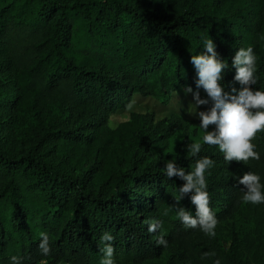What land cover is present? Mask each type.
<instances>
[{"label": "trees", "instance_id": "1", "mask_svg": "<svg viewBox=\"0 0 264 264\" xmlns=\"http://www.w3.org/2000/svg\"><path fill=\"white\" fill-rule=\"evenodd\" d=\"M223 1L0 0V264H12L14 255L21 264H100L105 232L114 236L115 264L158 257L164 247L157 243L158 231L149 232L144 223L150 211L158 212L156 221L169 230L164 239L176 241L196 264L217 259L221 264H264V204H244V185L238 182L252 171L264 183V132L254 140L260 160L228 163L221 154L234 175L207 179L218 220L235 214L242 220L227 249L216 236L185 228L177 217V206L193 215L196 206L191 193L177 204L185 181L168 178L159 162L145 155L148 146L156 148L163 140L149 139V127L135 130L133 139L139 143L127 169L102 181L86 160V172L73 174L45 156L48 142L63 139L96 146L102 159L105 140L118 139L117 129L127 123L110 129L109 114L124 108L135 92L195 88L191 57L205 51V40L213 39L228 62L221 82L225 90H239L232 59L244 43L241 38L253 37L251 15L264 17V0H238L248 8L239 21L242 30L231 15L221 16ZM248 46L258 58L253 88L264 89V39L246 40ZM79 106L98 114L89 121L95 133L69 128L68 112L72 116ZM213 155L208 149L198 156L181 152L176 163ZM41 232L50 237L47 256L39 249ZM209 252L215 255L202 259Z\"/></svg>", "mask_w": 264, "mask_h": 264}, {"label": "clouds", "instance_id": "2", "mask_svg": "<svg viewBox=\"0 0 264 264\" xmlns=\"http://www.w3.org/2000/svg\"><path fill=\"white\" fill-rule=\"evenodd\" d=\"M205 51L192 55L191 63L196 69V91L191 86L185 88V94L193 93L195 103L192 114L200 118L199 127L203 129L201 139L188 145V152L192 156H198L204 145L218 146L223 153L224 160L248 164L250 160H260V153L256 150L254 140L257 134L264 132V89H254L257 84V55L252 46L241 47L235 52L232 59V67L236 69L234 81L241 87L238 90L235 86L231 91H226L221 83L224 80L225 71L229 68L228 62L217 52L213 39L205 40ZM207 93V98H201L199 89ZM209 100L212 107L207 111L196 109L200 105H207ZM190 105V107L192 106ZM129 110L133 107L130 102L126 106ZM214 125L213 130L209 127ZM214 160L208 156L198 159L191 169L186 172L183 167H178L176 159L173 158L166 163L165 174L168 178L179 177L185 183L179 188V196L175 199L177 204L186 195L191 193V203L196 206V213L193 215L184 207L177 206V217L185 228H199L206 235L215 238L216 228L219 224L216 213L212 210L211 197L208 191L206 173L214 166ZM239 184L244 185L242 202L244 204H264V183L261 176L256 172H245L239 178ZM162 227L161 222L150 221L148 231L155 232ZM42 238L39 249L42 255L47 256L51 252L50 237L48 233L41 232ZM114 236L105 232L101 237L102 247L100 251L103 258L100 264H115ZM157 243L167 246L163 235ZM214 252L204 253L203 258L214 256ZM12 264H21V257L12 256ZM44 264V262H42ZM214 264H221L219 259Z\"/></svg>", "mask_w": 264, "mask_h": 264}, {"label": "rangeland", "instance_id": "3", "mask_svg": "<svg viewBox=\"0 0 264 264\" xmlns=\"http://www.w3.org/2000/svg\"><path fill=\"white\" fill-rule=\"evenodd\" d=\"M249 1L254 2V0ZM208 2L210 3L211 1ZM247 9L242 8L238 0H224L221 5L220 14L221 16L231 15L235 21L234 26L241 29L239 21L244 20L243 17L247 15ZM250 18L252 20H248L253 25L249 29L253 37L243 36L241 39L244 43L240 42V48L245 47L246 40H252L257 43L264 39L263 15L259 17L252 14ZM190 66L191 68L194 67L191 62ZM187 87L188 85H181L171 90L169 94H165L159 90H155L154 93L148 95L135 92L127 103V105L130 102L133 103V107L130 110L126 105L124 108L111 112L108 119L110 129H116L125 121L127 123L117 129L116 135H119L118 139L105 140V142L107 141V150L102 159H100V154H97L96 146H88L82 142L68 143L63 139L48 142L47 146L49 150L45 156L63 172L68 171L73 174L86 172L82 166L83 161L86 160L88 167L91 166L98 171L95 178L98 181H102L107 175L127 169L131 163L130 158L139 143V140L133 139L135 130L149 127L150 133L147 134L144 131L142 136L147 134L149 139L162 136L163 140L161 146L156 148L148 146L145 152L147 154L145 155L148 156L149 154L151 163L152 161L153 164L159 162V166L165 170L166 163L173 158L177 159L179 153L185 152L189 154L188 145L201 139L203 134V129L199 127V116L189 112L195 110V106L192 105L195 101L193 93L185 94V88ZM192 89L193 92L197 90L196 87ZM199 91L201 98H207V93L203 88L199 89ZM190 105L192 106L190 107ZM211 107L212 102L209 100L207 105H200L196 111H207ZM68 113H70L69 128H77V130L89 134L96 132V125H90L89 121L95 120L98 114L93 113L90 107L79 106L72 110V116L71 112ZM160 120H163V122L158 124ZM169 123L173 125L169 133L166 134V130L164 131V136L161 132H163L165 125ZM158 125L160 127H157ZM214 127V125H211L209 130H213ZM206 149L214 153L213 156L209 157L215 162L213 168L210 170V174L206 173L207 179L227 180L234 175V170L227 168L225 162L219 158V155L223 153L219 151L218 146L204 145L202 150ZM198 159L200 158L196 157L194 160L182 162L177 164V166L183 167L186 172H189ZM157 213L156 211H150L148 214H145L144 223L149 224L150 221H156ZM218 221L219 224L215 230L216 237L227 249L232 240V232L239 229L242 220L235 214ZM251 227L252 224H249L248 228ZM157 231L156 233L159 236L168 235L169 233V230L163 227L158 228ZM120 264H196V262L183 254L181 246L176 241L167 240V246L163 247L162 253L158 257L140 262Z\"/></svg>", "mask_w": 264, "mask_h": 264}, {"label": "built area", "instance_id": "4", "mask_svg": "<svg viewBox=\"0 0 264 264\" xmlns=\"http://www.w3.org/2000/svg\"><path fill=\"white\" fill-rule=\"evenodd\" d=\"M44 263H45V261H44Z\"/></svg>", "mask_w": 264, "mask_h": 264}]
</instances>
